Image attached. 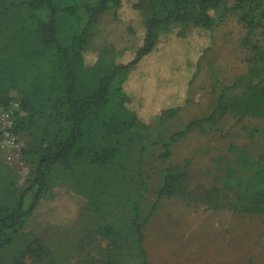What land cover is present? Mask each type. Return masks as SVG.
I'll return each instance as SVG.
<instances>
[{
	"label": "rangeland",
	"instance_id": "1",
	"mask_svg": "<svg viewBox=\"0 0 264 264\" xmlns=\"http://www.w3.org/2000/svg\"><path fill=\"white\" fill-rule=\"evenodd\" d=\"M25 1L7 0L6 5L16 9ZM92 2L61 0L62 8L77 11L62 19L64 39L79 31ZM123 2L118 18L109 12L101 16L85 53L88 65L97 60L98 47L114 44L126 51L140 44L141 18L132 0ZM260 11L264 8L238 9L235 0H228L225 10L212 12L216 24L211 32L192 28L187 38L179 39L176 27L163 38V50L148 59L143 73L129 79L130 106L154 132L163 108L186 104L169 123L171 133L194 118L208 116L222 88L247 77L253 57L264 60V17L253 31L248 25L250 15ZM191 81L193 93L187 104ZM19 111L17 99L2 114L15 120ZM261 129L264 117L229 114L218 125H207L180 140L170 158L161 157V147L149 146L140 173L137 143L111 169L72 172L54 166L35 210L21 227L6 231L11 242L0 250V264H264V215L243 211L236 191L223 182L227 167L240 169L245 154H264ZM28 141L27 135L18 134L16 146L8 149L0 138V209L6 213L17 209L22 198L25 209L37 198L38 186L32 183L38 164L23 152ZM188 160L185 184L158 202L168 170L183 167ZM136 223L143 225L145 253ZM34 242L50 255L44 260L24 257Z\"/></svg>",
	"mask_w": 264,
	"mask_h": 264
},
{
	"label": "trees",
	"instance_id": "2",
	"mask_svg": "<svg viewBox=\"0 0 264 264\" xmlns=\"http://www.w3.org/2000/svg\"><path fill=\"white\" fill-rule=\"evenodd\" d=\"M92 1L79 31L64 39L60 25L62 19L77 14L74 7L62 8L61 0H27L14 9L6 5L7 0H0V106L8 108L20 100L14 129L29 137L23 152L38 164L32 183V187L38 186L37 198L30 208L25 209L22 198L14 211L0 209V250L11 242L6 231L21 227L35 210L54 166L62 165L72 172L111 169L126 158L130 145L137 143L140 173L149 146L161 147V157L167 159L180 140L207 125H218L229 114L264 117V60L260 55L252 58L247 77L222 88L208 116L194 118L172 133L168 125L186 104L163 108L156 132L130 106L133 97L127 91L132 83L129 79L133 75L138 78L148 59L163 50V38L176 27L180 28L176 33L179 39L187 38L192 28L211 32L216 24L212 12L225 10L228 0H132L143 26L140 44L126 51L114 44L98 47L97 60L88 65L85 53L101 16L109 12L118 18L124 3ZM235 1L238 9L264 8V0ZM262 17L264 11L253 13L249 20L245 17L250 31ZM127 54V61L121 60ZM192 84L186 103L193 93ZM243 86V91L236 93ZM260 136L264 140V129ZM189 166L188 160L183 167L168 170L157 194L158 202L179 191L187 180ZM240 167H227L223 182L236 191L243 211L264 215V154H245ZM138 176L142 181V175ZM136 224L138 243L145 253L143 225ZM25 255L44 260L50 252L34 242Z\"/></svg>",
	"mask_w": 264,
	"mask_h": 264
},
{
	"label": "built area",
	"instance_id": "3",
	"mask_svg": "<svg viewBox=\"0 0 264 264\" xmlns=\"http://www.w3.org/2000/svg\"><path fill=\"white\" fill-rule=\"evenodd\" d=\"M5 110L6 107L0 106V138H3V146L9 147L8 149H10L16 146L18 134L14 129L15 120L11 119L8 113L5 115L2 114Z\"/></svg>",
	"mask_w": 264,
	"mask_h": 264
}]
</instances>
